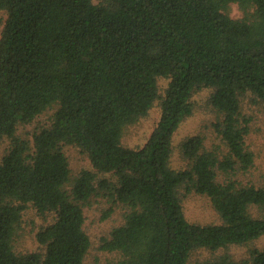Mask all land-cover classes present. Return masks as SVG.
<instances>
[{
  "label": "trees",
  "instance_id": "trees-1",
  "mask_svg": "<svg viewBox=\"0 0 264 264\" xmlns=\"http://www.w3.org/2000/svg\"><path fill=\"white\" fill-rule=\"evenodd\" d=\"M0 10V264H85L83 205L100 190L126 208L99 245L119 256L114 264H186L195 249L264 234V184L233 177L254 161L242 96L264 105V0H0ZM203 89L224 148L187 136L177 145L186 166L174 167L173 134ZM157 104L146 141L123 145L124 129ZM50 107L31 141L16 133ZM66 143L91 169L71 177ZM191 193L207 196L220 221L187 219L181 201ZM28 206L51 216L35 233L43 251L16 253ZM195 264H264V248Z\"/></svg>",
  "mask_w": 264,
  "mask_h": 264
},
{
  "label": "rangeland",
  "instance_id": "rangeland-1",
  "mask_svg": "<svg viewBox=\"0 0 264 264\" xmlns=\"http://www.w3.org/2000/svg\"><path fill=\"white\" fill-rule=\"evenodd\" d=\"M229 13L232 17L241 16V10H239L236 4L230 5ZM4 19L5 13L3 10H0V32ZM163 85H165L164 80L161 81V86ZM208 95L209 90L207 89L200 90L193 95V113L179 124L173 134L174 150L170 161L174 167L182 168L186 166L187 161L180 155L177 145L187 136L201 135L208 149L220 147L218 150L221 151L224 148V144L213 125L218 118V114L208 105ZM53 108L46 109L28 124L19 125L16 133L31 141L32 133L35 129L50 124V116ZM241 110L243 115L249 118V132L246 136V145L253 152L254 161L248 170H236L233 177L242 182H253L256 185H262L264 184V105L255 101L250 94H244L242 96ZM158 118L159 107L157 104L149 110L146 116L124 129L121 138L123 145L127 147L141 146L148 138ZM7 145L8 139L0 143V157L5 152ZM62 150L68 159L71 177L75 176L82 168L91 169L87 155L79 147L66 143L62 145ZM99 177L109 178L111 174L100 173ZM103 192L105 191L100 190L91 196L83 205L85 216L84 229L91 240V246L85 255V264H114L119 257L114 252H107L100 249L99 245L101 243V237L107 236L113 226L122 222L126 208L120 203L115 204L112 202ZM181 203L183 212L190 221L199 223H217L220 221L209 198L205 195L191 193L183 196ZM110 206L113 207V210L103 218V212ZM50 219V215L41 216L36 213L32 206H28L22 213L20 227L14 236V251L16 253H27L31 251L42 252L43 246L36 241L35 233ZM252 247L264 248V234L249 243L230 245L214 252L205 248L195 249L190 252L186 264H195L199 260H204L224 252L228 253L234 259H240L246 257L249 249Z\"/></svg>",
  "mask_w": 264,
  "mask_h": 264
}]
</instances>
